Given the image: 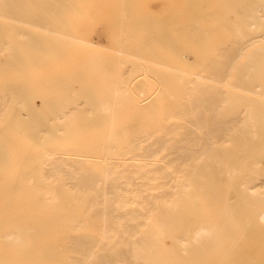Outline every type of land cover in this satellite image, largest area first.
Segmentation results:
<instances>
[{"label":"bare ground","instance_id":"obj_1","mask_svg":"<svg viewBox=\"0 0 264 264\" xmlns=\"http://www.w3.org/2000/svg\"><path fill=\"white\" fill-rule=\"evenodd\" d=\"M0 264H264V0H0Z\"/></svg>","mask_w":264,"mask_h":264}]
</instances>
